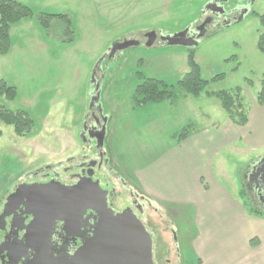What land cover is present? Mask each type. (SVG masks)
I'll return each instance as SVG.
<instances>
[{"label":"rangeland","instance_id":"1","mask_svg":"<svg viewBox=\"0 0 264 264\" xmlns=\"http://www.w3.org/2000/svg\"><path fill=\"white\" fill-rule=\"evenodd\" d=\"M14 1L31 9L34 17L41 13L68 15L71 41H66L70 35H65L66 25L61 22L51 23L47 32L34 18L10 28L11 48L0 56V81L13 87L16 97L11 102L0 101L9 111L25 112L34 126L31 135L22 138L15 136L11 126L0 123V209L17 186L40 181L42 170L68 176L71 163L84 162L89 149L81 133L92 103L106 120L103 152L111 166L112 158L127 171L126 181L134 187L129 173L169 143L167 134L177 120L202 127L224 119L218 101L208 94L241 88L243 101L249 105L264 81V58L257 48L262 29L252 15L264 16V0H230L225 10L237 3L247 6L242 19L210 28L201 38L193 34L196 44L191 47L170 46L159 39L148 47L145 35L156 31L173 36L194 27L213 0ZM124 40L138 45L111 54L113 45ZM188 49L194 50L201 78L208 85L198 98L188 96L190 104L179 108L184 94L176 82L187 71ZM138 72L171 88L175 97L171 109L157 105L131 110ZM216 76L223 79L212 82ZM172 117L177 120L171 123ZM236 149L221 155L227 162V175L219 182L248 202L238 191L246 188L247 175L264 158V149ZM116 177L110 182L119 193L114 212L120 213L131 202L133 188ZM143 215L141 222L154 236L155 264L197 263L190 248L195 235L191 208L151 204Z\"/></svg>","mask_w":264,"mask_h":264},{"label":"crops","instance_id":"2","mask_svg":"<svg viewBox=\"0 0 264 264\" xmlns=\"http://www.w3.org/2000/svg\"><path fill=\"white\" fill-rule=\"evenodd\" d=\"M187 97L182 95L180 102L184 103L179 108L190 104ZM173 103L158 106L171 109ZM248 106V122L243 128L232 125L225 117L202 127L180 121L181 114L179 120L172 117L171 123L177 122L167 134L169 143L129 173L134 187L127 183V171L111 158L119 178L151 204L192 209L195 235L190 248L197 258L195 264H264V218L249 215L242 201L219 182L227 175L223 153H235L237 146L239 150L264 149V107L257 106L254 99ZM142 108L133 109L131 103L133 111ZM202 118L209 116L202 114ZM189 124L193 130L177 144L176 136ZM250 195V203L259 206L252 189Z\"/></svg>","mask_w":264,"mask_h":264},{"label":"water","instance_id":"3","mask_svg":"<svg viewBox=\"0 0 264 264\" xmlns=\"http://www.w3.org/2000/svg\"><path fill=\"white\" fill-rule=\"evenodd\" d=\"M208 23L209 20H205L198 27V38L206 36L205 27ZM187 33L188 29L173 36H164L156 31H150L145 35V43L151 47L159 39L170 46H194L195 39H186ZM137 45L136 41L126 40L115 43L111 54ZM95 100L94 98L92 102ZM98 134L96 140L99 148L105 136V126ZM94 166L95 163H92L91 167ZM87 176L79 179L71 188L54 182L19 185L6 199L0 218L10 215L6 213L10 207L25 202L28 214L33 217L31 223L25 227L26 241L31 244L33 239L41 235L43 222L49 221L47 231L52 228L55 221L60 220L65 223V231L72 230L73 225L81 221L83 214L90 210L98 217L92 237L86 240L70 260L59 259L54 264H154L152 239L141 221L129 208L121 213L109 209L107 205L109 193L102 190L97 181H92L91 174ZM247 180L257 200L264 206V158L256 163L247 175Z\"/></svg>","mask_w":264,"mask_h":264},{"label":"flooded vegetation","instance_id":"4","mask_svg":"<svg viewBox=\"0 0 264 264\" xmlns=\"http://www.w3.org/2000/svg\"><path fill=\"white\" fill-rule=\"evenodd\" d=\"M229 1L230 0H213V2L209 3L206 7V11L202 12L199 23L194 27L190 26L188 28L186 39L193 38V34L197 35L198 27L201 26L205 20H209V23L205 27L206 33L209 32L210 28L230 24L231 21H233V23L237 22V20L241 18V15L245 14L247 11V6L237 3L232 8L225 10L224 5ZM220 11L223 12L221 13ZM95 107L96 106L92 103V109L86 116L88 123L81 133V138L84 144H88L86 148L89 149V153L83 155L82 159H84V162L71 163L69 170L70 174L68 176H62L60 173H48V170H42L40 181L27 182L24 184H47L49 182H54L64 187L71 188L78 183L79 179L86 178L88 177L87 175L91 174L92 181H97L101 189L109 193L107 205L108 208L114 212V207L118 206L116 200L119 193L116 192L115 188L111 185L110 180L116 176V173L106 153L103 152V143L99 148L97 147L96 138L99 136L98 133L101 128L105 125V119L100 116V112L98 113ZM92 163H95L94 167H91ZM116 179L119 180L118 177H116ZM120 182L124 185L122 179ZM247 185L251 189V185L249 183ZM129 194L131 202H129V205L125 206L120 213L129 208L137 219L142 221L140 216L146 212L147 208L151 207V204L148 199L134 191H129ZM8 196L3 199L0 216L3 213V208ZM6 213H10V215L5 218H0V264H54L55 261L59 259L68 261L79 249H81L86 240L92 237L94 228L98 222L97 215L90 210L83 214L81 221L73 225L74 228L72 230L69 229L65 231V223L63 220H60L55 221L52 228L47 231L49 221H45L43 222L40 232L41 235L33 239L31 244H29L25 238V227L31 223L33 217L28 214L25 202L19 205L15 204L10 207ZM141 223L146 228L145 224L143 222ZM148 233L152 239V257L154 262V236L152 233Z\"/></svg>","mask_w":264,"mask_h":264},{"label":"trees","instance_id":"5","mask_svg":"<svg viewBox=\"0 0 264 264\" xmlns=\"http://www.w3.org/2000/svg\"><path fill=\"white\" fill-rule=\"evenodd\" d=\"M256 16L259 20L262 31L259 33L257 40V48L264 58V16ZM47 32L50 31L51 23L55 22L57 24L63 23L66 25L65 35L69 38L71 33L69 30L70 19L66 14H38L34 17L33 12L27 6H24L14 0H0V56H6L11 48L10 39V28L12 25L20 22L24 19H32ZM71 41V38L66 40ZM146 41V39H145ZM186 73L176 82V86L182 91L185 96H190L192 98H198L200 94L204 91L208 85L207 81L201 78L200 69L197 66L194 58V50L188 49L186 54ZM139 65V63H138ZM136 79L139 81L134 87L133 94L131 97V103L133 109L142 108L148 105H159V104H169L172 105L174 102V92L171 88H168L154 78H144L139 72L136 74ZM222 76H216L211 81L216 82L222 80ZM247 85H251L250 81H246ZM209 98L214 97L220 108L222 109L225 118L234 126L243 128L248 122L249 106L246 105L242 98L241 88H235L229 92H218L216 94H208ZM16 92L11 86H8L4 81H0V98L4 101L11 102L15 99ZM254 101L257 106L264 107V81L260 84V89L256 92ZM0 123L11 126L13 128L16 137H27L31 135L34 123L25 112L16 111L12 112L7 110L0 101ZM192 125H187L181 129L179 134L176 136L177 144L185 140L191 131L193 130ZM1 135V131H0ZM248 180H246V190H240L239 196L246 197L248 202L243 201V207L249 215L264 218V208L260 204L259 206H254L250 203L251 189L247 185ZM243 199V198H242ZM241 200V199H240ZM259 203V201H258ZM245 205L250 206L247 209ZM261 206V207H260Z\"/></svg>","mask_w":264,"mask_h":264}]
</instances>
